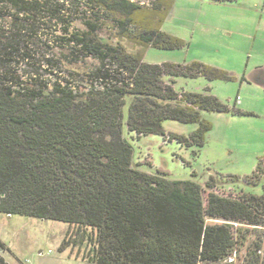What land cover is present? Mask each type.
I'll use <instances>...</instances> for the list:
<instances>
[{
    "label": "trees",
    "instance_id": "16d2710c",
    "mask_svg": "<svg viewBox=\"0 0 264 264\" xmlns=\"http://www.w3.org/2000/svg\"><path fill=\"white\" fill-rule=\"evenodd\" d=\"M144 1L0 0V214L96 231L83 264H232L248 231L230 223L264 229V193L219 190L214 176L203 188L142 172L123 134V109L131 98L130 133L168 138L194 156L213 130L204 113H248L209 89H175L178 78L235 81L229 72L144 61L150 48L188 46L162 30L175 0ZM167 121L197 129L167 134ZM263 177L264 157L251 176L232 179L257 186ZM71 245L65 240L60 252ZM263 249L260 232L247 261L264 264ZM7 250L0 239V264H9Z\"/></svg>",
    "mask_w": 264,
    "mask_h": 264
},
{
    "label": "rangeland",
    "instance_id": "374dc122",
    "mask_svg": "<svg viewBox=\"0 0 264 264\" xmlns=\"http://www.w3.org/2000/svg\"><path fill=\"white\" fill-rule=\"evenodd\" d=\"M162 30L184 40L188 46L175 51L150 48L145 52L146 63L200 62L229 72L235 81L210 83L203 78H178L175 89L195 93H206L209 89L220 101L248 115L204 113V119L212 123L213 130L206 136L205 147L194 156L192 149L181 148L168 138L155 135L138 138L130 133L127 118L132 99L127 98L123 109V134L134 149L135 167L152 175L161 172L171 181H193L203 188L210 176H214L219 190L261 196L264 177L257 186L235 182L232 178L251 176L258 160L264 157V0H237L235 3L175 0ZM102 39L110 43L106 36ZM121 43L130 53L138 51L128 42ZM87 63L90 65L92 61ZM67 68L84 69L82 66ZM243 77L244 82L241 81ZM196 129L197 125L164 123L167 134L189 136ZM207 222L224 223L212 219ZM230 224L248 231L245 244L238 243L230 257L232 264H250L248 251L260 232L264 234V229ZM96 236V231L79 230L62 222L0 214V238L29 264H83L95 248ZM65 240L72 245L60 252Z\"/></svg>",
    "mask_w": 264,
    "mask_h": 264
},
{
    "label": "crops",
    "instance_id": "0c3cea01",
    "mask_svg": "<svg viewBox=\"0 0 264 264\" xmlns=\"http://www.w3.org/2000/svg\"><path fill=\"white\" fill-rule=\"evenodd\" d=\"M169 62H172V61H169ZM176 62V61H175ZM174 62V63H175ZM242 82L245 81V77H243L241 79ZM1 239V238H0ZM2 240V239H1ZM3 241V240H2ZM4 242V241H3ZM5 243V242H4ZM6 244V243H5ZM7 246V245H6ZM7 251H4L2 253L3 257L6 259V261L9 263V264H29V262L26 260V261H23L11 248H9L7 246Z\"/></svg>",
    "mask_w": 264,
    "mask_h": 264
},
{
    "label": "built area",
    "instance_id": "2783aa9c",
    "mask_svg": "<svg viewBox=\"0 0 264 264\" xmlns=\"http://www.w3.org/2000/svg\"><path fill=\"white\" fill-rule=\"evenodd\" d=\"M239 100V99H238ZM168 141H169V139H168ZM52 252L51 251H49L48 252V254L50 255ZM40 257H42L43 256V253H40V254H38ZM235 256V255H234ZM229 263H232L233 262V260H232V258H230L229 260Z\"/></svg>",
    "mask_w": 264,
    "mask_h": 264
},
{
    "label": "water",
    "instance_id": "95a60500",
    "mask_svg": "<svg viewBox=\"0 0 264 264\" xmlns=\"http://www.w3.org/2000/svg\"><path fill=\"white\" fill-rule=\"evenodd\" d=\"M214 174V173H213ZM215 175V174H214Z\"/></svg>",
    "mask_w": 264,
    "mask_h": 264
}]
</instances>
